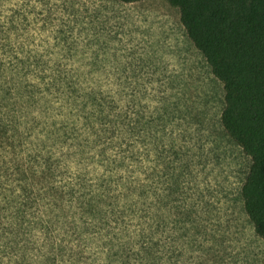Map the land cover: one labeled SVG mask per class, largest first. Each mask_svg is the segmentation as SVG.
I'll list each match as a JSON object with an SVG mask.
<instances>
[{
	"label": "rangeland",
	"instance_id": "rangeland-1",
	"mask_svg": "<svg viewBox=\"0 0 264 264\" xmlns=\"http://www.w3.org/2000/svg\"><path fill=\"white\" fill-rule=\"evenodd\" d=\"M36 13L28 48L44 67L35 72H52L58 57L60 70L90 77L84 88L115 96L139 121L138 159L123 176L148 190L141 202L155 227L140 233L138 212L126 229H73L80 221L0 202V264H264L242 197L252 160L222 124L224 85L180 9L168 0H50Z\"/></svg>",
	"mask_w": 264,
	"mask_h": 264
},
{
	"label": "trees",
	"instance_id": "trees-1",
	"mask_svg": "<svg viewBox=\"0 0 264 264\" xmlns=\"http://www.w3.org/2000/svg\"><path fill=\"white\" fill-rule=\"evenodd\" d=\"M35 1L0 0V202L18 214L31 206L78 220L73 229L86 230L126 229L140 212L138 231L150 236L151 205L141 202L149 192L123 176L138 159L139 121L115 96L84 88L90 77L60 70L58 57L52 72H35L44 61L28 48L30 19L50 0ZM168 1L224 85L222 124L252 160L244 209L264 239V0Z\"/></svg>",
	"mask_w": 264,
	"mask_h": 264
}]
</instances>
